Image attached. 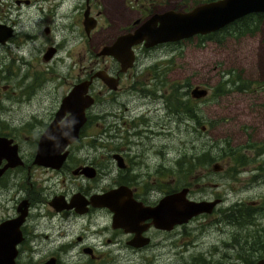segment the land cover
<instances>
[{
  "label": "flooded vegetation",
  "instance_id": "af4514ba",
  "mask_svg": "<svg viewBox=\"0 0 264 264\" xmlns=\"http://www.w3.org/2000/svg\"><path fill=\"white\" fill-rule=\"evenodd\" d=\"M103 2L0 0V70L4 67L0 72V264H108L106 258L111 256H157L170 237H177L170 249L187 238L178 236L186 222L163 228L140 210L188 187L165 188L163 167L149 166L134 147L142 139L157 137V106H131L153 110L154 116L144 120L147 117L141 113L146 109L127 119L117 109L123 113L129 105L115 104L118 93L128 92L135 80L124 81L133 75L138 52L177 41L132 45L133 60L126 67L103 51L149 16L175 5L157 8L156 0L147 1V15L135 18L131 27L115 31V26L103 24L100 31ZM41 60L60 64L59 68L76 64L77 72L61 74L51 69L41 75L33 66ZM8 62L22 71H9ZM82 81H88L86 94L92 103L85 107L78 136L67 143L63 155H52L53 164L39 161L40 143L50 156L51 144L58 141L43 136L45 130L61 111L63 98ZM190 97L194 98L191 93ZM69 109L63 108L58 123L70 114ZM231 207L238 213L235 224L241 233L234 234L232 241L238 248L211 249L202 264L264 260V202L242 200Z\"/></svg>",
  "mask_w": 264,
  "mask_h": 264
},
{
  "label": "rangeland",
  "instance_id": "374dc122",
  "mask_svg": "<svg viewBox=\"0 0 264 264\" xmlns=\"http://www.w3.org/2000/svg\"><path fill=\"white\" fill-rule=\"evenodd\" d=\"M147 1L155 0H104L98 28L101 31L103 24L115 26V31L131 27L135 18L147 15ZM156 1L157 8L175 5L176 10H189L207 0ZM261 17L250 13L247 19L242 17L243 21L210 36L198 34L164 44L162 49L138 52L133 75L124 79L125 83L135 79V83L128 89L129 94L119 92L115 103L129 105L128 110L121 113L117 109V113L128 119L146 109L131 106L150 104L152 108L157 106L155 116L152 109L141 114L160 119L157 137L140 140L137 147L134 144L136 151L149 166L157 163L163 167L165 188L188 186L190 199L220 201L211 213H199L180 226L178 236L187 238L178 246L170 249L177 237L169 236L168 245L164 243L157 256H111L106 258L108 264L135 260L138 264H202L207 258L203 256L211 249L238 248L232 244L233 235L241 231L236 221L223 216L224 212L242 200L264 202V13ZM247 20L251 31H245ZM59 65L41 60L33 66L41 70V75L51 69L61 74L77 72L76 64ZM5 67L12 72L22 71L9 62ZM224 80L234 83L226 84ZM198 84L208 91L191 98L190 90ZM182 101L187 103V110L179 106Z\"/></svg>",
  "mask_w": 264,
  "mask_h": 264
},
{
  "label": "water",
  "instance_id": "95a60500",
  "mask_svg": "<svg viewBox=\"0 0 264 264\" xmlns=\"http://www.w3.org/2000/svg\"><path fill=\"white\" fill-rule=\"evenodd\" d=\"M251 12H264V0H210L194 5L188 11L167 9L149 16L133 31L118 36L116 41L106 46L103 51L118 58L123 67H126L132 63L134 52L131 47L134 44L143 42L145 46H152L159 42L187 38L197 33L205 34ZM98 75L109 83L108 77L102 73ZM87 86L88 81H82L63 98L61 111L43 135L56 137L58 141L51 144L50 156L45 154L43 143H40L39 161L53 164L55 160L52 155L54 153L63 155L61 152L67 143L78 136L79 128L85 120V107L92 103L91 97L86 94ZM207 91L206 87L195 85L190 93L193 97H201ZM69 107L70 114L58 123L63 108ZM187 192L188 187H183L179 191L166 194L154 207H142L140 210L145 217H151L155 225L171 228L176 223L187 222L199 213L210 212L220 201L219 198L190 199L186 196ZM121 224L126 225L124 222ZM259 264H264V260Z\"/></svg>",
  "mask_w": 264,
  "mask_h": 264
},
{
  "label": "trees",
  "instance_id": "16d2710c",
  "mask_svg": "<svg viewBox=\"0 0 264 264\" xmlns=\"http://www.w3.org/2000/svg\"><path fill=\"white\" fill-rule=\"evenodd\" d=\"M258 15H259V17H260V20H261V16H262V13H257ZM248 16H249V14L248 15H246V16H243V19H245L246 17L248 18ZM246 18V19H247ZM241 20L240 21H243L242 20V18H240ZM249 20H247V21H245L244 22V27H245V31H251L253 28L251 27V24H250V22H248ZM237 22H239V21H234V22H232L231 24H229L228 26H230V25H233V24H235V23H237ZM228 26H226V27H224L223 29H225V28H227ZM202 36H204V37H207L208 35H202ZM224 82L226 83V84H233L234 82L232 81V80H224ZM218 88H220L219 86H216L215 87V89H218ZM217 92H219V89L217 90ZM179 106L180 107H183V108H186L187 107V103L185 102V101H182V102H180L179 103ZM176 107V106H175ZM186 110H187V108H186ZM202 157H204L205 159H207V157H205V154H202L201 155ZM200 156V157H201ZM208 159H211V158H208ZM203 162H205V160L203 159ZM202 162V163H203ZM231 208H234V207H231ZM237 216H238V213H235V210L234 209H231V212L229 213V215H228V217L230 218V219H232V221H235L236 220V218H237Z\"/></svg>",
  "mask_w": 264,
  "mask_h": 264
}]
</instances>
